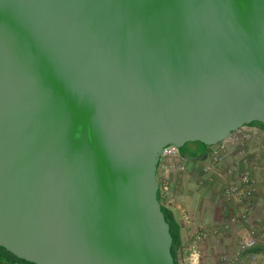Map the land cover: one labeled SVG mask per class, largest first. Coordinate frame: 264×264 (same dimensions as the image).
Returning a JSON list of instances; mask_svg holds the SVG:
<instances>
[{
	"label": "water",
	"instance_id": "95a60500",
	"mask_svg": "<svg viewBox=\"0 0 264 264\" xmlns=\"http://www.w3.org/2000/svg\"><path fill=\"white\" fill-rule=\"evenodd\" d=\"M264 125V0H0V249L175 264L163 150Z\"/></svg>",
	"mask_w": 264,
	"mask_h": 264
},
{
	"label": "crops",
	"instance_id": "0c3cea01",
	"mask_svg": "<svg viewBox=\"0 0 264 264\" xmlns=\"http://www.w3.org/2000/svg\"><path fill=\"white\" fill-rule=\"evenodd\" d=\"M240 131L250 133L252 137L241 145L228 142L222 163L215 161L213 147L202 145L196 147L198 151L203 150L195 156L181 150L185 158L182 162L184 171L158 172L160 180L170 182V194L175 203L171 205L165 193L162 203L180 224L183 245L190 244L192 239L191 228L183 220L184 214L191 216L195 229H202L207 234L202 264H227L223 261L224 256L238 257L236 264L264 262V129L249 125ZM240 171L250 175L258 187L256 196L243 204L225 194L229 184L239 182ZM184 180L192 183L198 192L200 198L196 204L190 203L192 192L184 187ZM244 212L249 215L247 223L232 221L234 214ZM250 227L256 231L258 243L255 248L242 251L238 249V243ZM179 257V264H186L183 255Z\"/></svg>",
	"mask_w": 264,
	"mask_h": 264
},
{
	"label": "built area",
	"instance_id": "2783aa9c",
	"mask_svg": "<svg viewBox=\"0 0 264 264\" xmlns=\"http://www.w3.org/2000/svg\"><path fill=\"white\" fill-rule=\"evenodd\" d=\"M241 130V129H240ZM238 130L235 132L229 139L226 141L219 143L213 147L212 153L215 157V161L218 163L223 162V152L225 151L226 144L229 142H235L244 144V142L250 139L252 136L250 133L241 132ZM184 155L181 149L175 146L166 147L161 155L160 163L158 165V172L161 170L165 172L173 173V172H182L184 171V166L182 162L184 160ZM239 182H233L229 184L225 188V194L229 198L235 199L239 204H243L244 202L252 200L257 192L258 187L256 181L248 174L240 171L239 172ZM159 179V177H158ZM160 182V190L162 193H165L168 197V201L170 204L175 203V199L173 195L170 194V182L165 180L164 182L159 179ZM233 215V214H232ZM233 222L247 223L249 221L248 213H237L233 215ZM184 223L187 224L191 228V242L185 247L186 264H202L204 251L203 244L207 239V234L202 229H195L194 222L191 216L187 213L183 216ZM258 243L257 233L253 228L250 227L248 233L241 238L238 243V249L244 251L253 249L256 247ZM223 261L227 264H236L239 261L238 257L229 258L228 256L223 257ZM253 264H264V262L254 261Z\"/></svg>",
	"mask_w": 264,
	"mask_h": 264
},
{
	"label": "trees",
	"instance_id": "16d2710c",
	"mask_svg": "<svg viewBox=\"0 0 264 264\" xmlns=\"http://www.w3.org/2000/svg\"><path fill=\"white\" fill-rule=\"evenodd\" d=\"M261 124V123H259ZM263 127L264 125L261 124ZM158 198L161 202H164V196L161 190L158 192ZM163 204V210L166 215V218L168 222L170 223L171 227V233L173 236V246H172V254L175 259V264H179V259L180 255H183V259L186 258V252H185V247L187 246L186 244L183 245V238H182V232H181V226L177 222V220L171 215L170 210ZM5 250V249H2ZM6 251V250H5ZM29 264V263H28Z\"/></svg>",
	"mask_w": 264,
	"mask_h": 264
},
{
	"label": "rangeland",
	"instance_id": "374dc122",
	"mask_svg": "<svg viewBox=\"0 0 264 264\" xmlns=\"http://www.w3.org/2000/svg\"><path fill=\"white\" fill-rule=\"evenodd\" d=\"M202 145L203 144L200 143V142H191V143L185 144L182 147V149L183 150H186L187 152H189L190 154H192L193 156H195V155H198V153H200L201 150H203V149H200V151H198L196 147L202 146ZM262 180H263L262 184H264V175H263ZM184 187H186L189 191L192 192L191 197L189 198L190 199L189 200L190 203L196 204L197 203V200H199L200 196L198 195V192L195 190L194 185L192 183H190L189 181L184 180ZM193 192H194V194H193ZM171 205H173V204H171Z\"/></svg>",
	"mask_w": 264,
	"mask_h": 264
},
{
	"label": "flooded vegetation",
	"instance_id": "af4514ba",
	"mask_svg": "<svg viewBox=\"0 0 264 264\" xmlns=\"http://www.w3.org/2000/svg\"><path fill=\"white\" fill-rule=\"evenodd\" d=\"M250 125H257L263 127L258 122H253ZM264 129V127H263ZM183 151V149H181ZM0 264H28L16 258L14 255L10 254L9 252L0 249Z\"/></svg>",
	"mask_w": 264,
	"mask_h": 264
}]
</instances>
